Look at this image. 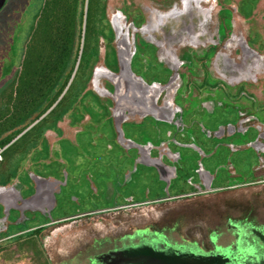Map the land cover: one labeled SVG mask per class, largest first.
Returning a JSON list of instances; mask_svg holds the SVG:
<instances>
[{
	"label": "flooded vegetation",
	"instance_id": "obj_1",
	"mask_svg": "<svg viewBox=\"0 0 264 264\" xmlns=\"http://www.w3.org/2000/svg\"><path fill=\"white\" fill-rule=\"evenodd\" d=\"M132 5L106 18L108 35L85 38L86 57L66 85L51 82L56 68L28 74L24 50L18 67L1 70L0 119L26 117L2 136L13 137L0 147V237L115 219L135 240L120 237L97 264H155L148 254L181 247L169 235L177 228L178 240L205 253L233 252L227 264L255 263L264 233L251 222L215 227L204 243L186 240L180 228L195 217L200 233L219 198L264 187V49L254 41L264 35V17L256 24L258 6L245 15L229 0ZM31 78L49 84L27 91ZM35 193L34 209L23 207ZM64 198L73 211L55 217Z\"/></svg>",
	"mask_w": 264,
	"mask_h": 264
},
{
	"label": "rangeland",
	"instance_id": "obj_2",
	"mask_svg": "<svg viewBox=\"0 0 264 264\" xmlns=\"http://www.w3.org/2000/svg\"><path fill=\"white\" fill-rule=\"evenodd\" d=\"M136 1L99 0L95 26H93V30L95 29L94 34L100 35L103 33L108 35L110 32L107 19H110L120 9H127L130 12L133 8L132 4ZM229 1L234 4L240 3L245 15L251 14L258 6L260 9L259 16L256 17L257 20L255 23L262 24L264 0ZM41 4L42 0H7L5 6L0 11V74L3 67L9 65L8 62H11L13 67L19 66L18 57L21 50L24 48L30 50L34 48L36 50L39 47L40 44H36L41 40V31L36 36L38 37L36 44L34 43L36 37L29 39V35L31 27L39 19L35 20V16L40 13ZM87 8L88 0H84L83 6H78V17L75 28L77 32L75 35L74 49L76 52L75 66H77L78 61L82 60L86 48L84 40L88 33L86 25ZM80 17H82L81 22ZM100 20L103 21L100 23ZM254 41L260 42L259 45L264 49V35L263 37L261 35L260 37L256 36ZM4 80L5 78L0 75V86ZM9 166L12 170V165L10 164ZM14 174L19 176L21 181H26L25 174L21 173L20 170H16ZM212 207L216 211L214 213L217 214H212L211 219L210 217H206V220L202 222L203 225L201 226L204 229L197 230L200 233L194 232L196 231L194 230L195 217L194 219H182L183 226L180 228V234H183L182 236L186 240L194 241L200 239L204 243L207 239V233L209 234L215 227H220L225 231L226 227L230 226V224L237 226L241 222L245 225L251 222L252 225L249 228L253 227L261 233H264V187H251L234 193H228L219 198ZM13 209L20 210L21 212V209ZM72 211L70 204L64 198L60 200L59 210L54 216L59 217L64 213H70ZM3 215L6 216L5 211ZM208 216L210 215L208 214ZM177 217L178 213L176 212L170 214L169 221H171L170 223L172 225H174V222H177ZM146 219L147 217L138 218L137 221L141 223ZM157 220L156 216L153 215L152 221ZM197 221L200 222L199 219ZM170 223L169 225H171ZM116 224L115 219L68 221L48 226L41 233L26 232L13 238L2 236L0 237V264H97L100 262L97 260L101 259L97 256L120 247L119 245L122 242H119L120 237L129 233V237L127 236V239L126 237L123 238V241L130 242L129 239L132 236V231L129 227L127 225L122 226ZM138 225L141 226L142 224ZM178 229H176L177 231L173 230V233L171 232L169 235L178 244H181V247L204 252L197 245L178 240ZM11 231L15 232L16 229H12ZM132 237H134V241L135 236ZM254 237L255 239L257 238L256 234ZM255 242H259L258 250L256 251V256L259 258L260 255L264 254V240H255ZM171 246L174 245L171 244ZM175 247H180V245H176Z\"/></svg>",
	"mask_w": 264,
	"mask_h": 264
},
{
	"label": "trees",
	"instance_id": "obj_3",
	"mask_svg": "<svg viewBox=\"0 0 264 264\" xmlns=\"http://www.w3.org/2000/svg\"><path fill=\"white\" fill-rule=\"evenodd\" d=\"M83 5L84 0H82V6ZM97 7H99V0H88V10L86 13L88 33L87 36H85L86 41L94 34L95 29L93 30V26H95ZM77 15L78 0H42L40 13L35 16V20L39 19L31 27L29 35V39H32L41 31V40L36 44L38 40V37H36L34 41L36 45H40L36 50L34 48L31 50L26 48L23 49L25 51V58L22 65L27 68L26 72L28 74L35 72L32 70L36 68L43 67L47 68V72L43 71L41 73L49 75L50 68H56V76L51 82H62L66 85L76 62V57L74 56L73 59L71 57L75 49ZM81 20L82 17H80V22ZM85 52L86 48L84 50V58L86 57ZM69 67L70 70H68ZM27 84V91L31 88H35V85L36 87L41 86V91H44L49 83L45 79L36 81L31 78L27 80ZM31 101H33V97L30 95L27 96L26 107H28ZM24 117L26 116H21V114L16 112L6 121L0 119V147L6 145L13 137L9 136L2 138L4 132L18 125Z\"/></svg>",
	"mask_w": 264,
	"mask_h": 264
},
{
	"label": "water",
	"instance_id": "obj_4",
	"mask_svg": "<svg viewBox=\"0 0 264 264\" xmlns=\"http://www.w3.org/2000/svg\"><path fill=\"white\" fill-rule=\"evenodd\" d=\"M5 3L6 0H0V11L5 6ZM114 16L117 17V14L113 15V17ZM5 191L6 190L3 187H0V196ZM37 198V193H35L29 199L21 200V203L23 207L34 209L31 208V205H33L37 201ZM0 205L5 206L4 201L0 200ZM232 253L233 252L229 250L205 253L194 251L189 248L173 246L168 247L164 250H160L159 252H155L154 254H148V258L150 259V262L154 261L155 264H227L231 260ZM248 254L249 257H254V251H248L247 255ZM260 256V258L256 256L255 263L251 264H264V254Z\"/></svg>",
	"mask_w": 264,
	"mask_h": 264
},
{
	"label": "built area",
	"instance_id": "obj_5",
	"mask_svg": "<svg viewBox=\"0 0 264 264\" xmlns=\"http://www.w3.org/2000/svg\"><path fill=\"white\" fill-rule=\"evenodd\" d=\"M2 152H3V149L0 148V162H1V160H2Z\"/></svg>",
	"mask_w": 264,
	"mask_h": 264
}]
</instances>
